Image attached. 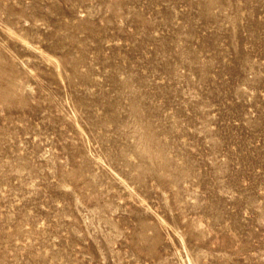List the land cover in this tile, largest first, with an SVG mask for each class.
Returning <instances> with one entry per match:
<instances>
[{
  "label": "rangeland",
  "instance_id": "1",
  "mask_svg": "<svg viewBox=\"0 0 264 264\" xmlns=\"http://www.w3.org/2000/svg\"><path fill=\"white\" fill-rule=\"evenodd\" d=\"M0 264H264V0H0Z\"/></svg>",
  "mask_w": 264,
  "mask_h": 264
}]
</instances>
